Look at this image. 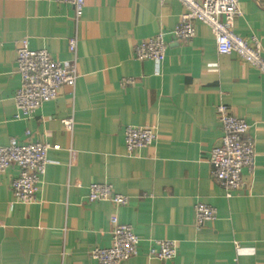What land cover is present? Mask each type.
<instances>
[{
    "label": "crops",
    "instance_id": "crops-1",
    "mask_svg": "<svg viewBox=\"0 0 264 264\" xmlns=\"http://www.w3.org/2000/svg\"><path fill=\"white\" fill-rule=\"evenodd\" d=\"M238 3L234 32L264 50V0ZM184 12L176 0H84L76 23L72 6L57 0H0V146L16 139L60 147L48 152L30 204L14 202L17 168L0 173V264H97L90 252L110 246L112 216L140 240L121 264H264V76L234 54L218 55L199 22L190 41H174L169 32ZM159 33L160 65L136 61L135 45ZM24 38L31 50L74 62L78 78L29 119L15 120L16 48ZM219 105L246 120L254 140L253 168L229 195L208 162L222 136ZM70 117L68 131L61 120ZM128 126L154 129L156 141L128 154ZM90 184H109L127 204L88 202ZM198 203L216 210L213 222L196 225ZM158 240L176 243L173 260L152 256Z\"/></svg>",
    "mask_w": 264,
    "mask_h": 264
},
{
    "label": "built area",
    "instance_id": "built-area-1",
    "mask_svg": "<svg viewBox=\"0 0 264 264\" xmlns=\"http://www.w3.org/2000/svg\"><path fill=\"white\" fill-rule=\"evenodd\" d=\"M72 6L74 21L77 23L83 15L84 0H57ZM185 9L180 23L169 32L174 41L186 42L194 37L196 22L210 28L218 55L234 54L244 63L253 67L264 76V50L260 42L252 38L249 41L238 36L234 30V19L241 14L238 0H176ZM77 36L68 41L69 53L75 54ZM166 51L164 34L139 41L133 49L136 61L150 60L156 65L163 61ZM16 68L20 77V87L13 96L16 108L15 120L29 119L43 103L53 101L61 87L73 89L78 78L74 62L53 60L45 50H31L26 38L20 40L16 48ZM125 83H129L126 81ZM218 121L222 129L219 144L209 154L212 181L224 189L227 195L244 187V170L251 171L254 164V140L249 135V123L232 116L223 105L216 107ZM64 129L73 128L72 117L62 119ZM28 135V134H27ZM157 133L149 127H131L124 129V140L128 154L154 144ZM50 150L58 151V145L29 141L19 142L11 139L6 146H0V173L13 166L17 175L10 181L14 202L20 205L35 201L39 191L41 177L48 164ZM86 200L92 202H111L116 207L127 204V197L114 193L109 184H90L87 187ZM196 225L213 222L216 210L198 203L193 207ZM111 226V244L107 248H94L91 258L97 264H121L136 256L139 238L129 225L120 224L116 216L109 220ZM158 250L152 256L162 262L171 261L177 255L176 243L171 240L155 241ZM236 253L240 248L235 246Z\"/></svg>",
    "mask_w": 264,
    "mask_h": 264
}]
</instances>
